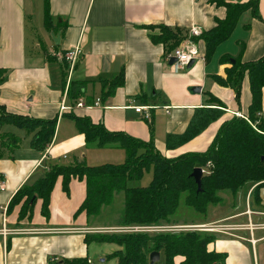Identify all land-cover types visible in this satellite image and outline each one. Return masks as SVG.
<instances>
[{
	"label": "crops",
	"instance_id": "0c3cea01",
	"mask_svg": "<svg viewBox=\"0 0 264 264\" xmlns=\"http://www.w3.org/2000/svg\"><path fill=\"white\" fill-rule=\"evenodd\" d=\"M247 1L250 0H241ZM45 3L50 27L44 23ZM258 13L264 19V0H258ZM225 16L223 7L208 0H0V69L6 72L0 84V106L10 115L57 119L52 142L44 152L31 147V136L24 130L9 124L2 127V132L18 137L21 144L13 158L0 159V264H61L77 259L96 264L93 258L99 264H117L115 259L106 258L121 250L120 247L86 244L84 239L87 234L102 233L92 230L120 227L91 225L85 214L74 216L86 196L84 180L72 178L66 194L62 177L57 178L50 194L48 218L41 213L40 199L35 201L30 218L19 219L21 205L7 210L8 204L22 186L32 184L42 175L44 161L63 165L84 161L88 166H98V159L124 162V150L87 148L84 136L69 116L87 117L107 131L121 132L144 142L152 140L155 149L169 159L205 152L222 124L233 117L245 118L251 101L247 77L241 84L239 103L233 89L220 86L215 78L224 79L225 70L231 67V63L221 61L223 58L232 61L239 58L241 63H249L264 56L263 21L254 18L250 11L245 12L231 36L208 61L200 39V58L189 70L178 73L166 62L165 47L152 42L147 29L164 26L179 30L184 38L190 27H199L205 33ZM76 44L81 47L82 56L71 74L67 70L63 79L64 62L60 56ZM121 75L122 86L103 99L102 81ZM72 82H84L83 97L76 100L68 97ZM195 88L199 92H194ZM210 96L225 105L224 114L191 141L168 150L165 146L168 136L183 134L197 109L213 107ZM81 100L85 108L68 110ZM135 107H149V119L137 114ZM261 116H264V88ZM144 175L149 176L150 182V171ZM255 186L231 196L230 205L222 200V208L210 206L202 215L208 220L181 225L238 226L228 233H214L216 238L207 249L225 254V264H264V187L259 189L256 201ZM249 222L258 227L250 231ZM182 260L175 257L174 264ZM161 262L160 255L155 264Z\"/></svg>",
	"mask_w": 264,
	"mask_h": 264
},
{
	"label": "trees",
	"instance_id": "16d2710c",
	"mask_svg": "<svg viewBox=\"0 0 264 264\" xmlns=\"http://www.w3.org/2000/svg\"><path fill=\"white\" fill-rule=\"evenodd\" d=\"M210 4L223 7L226 16L217 20L213 29L203 33L204 58L208 61L216 48L232 34L239 18L245 12L264 22L258 13V0L242 3L241 0H208ZM48 4L44 5V23L51 26ZM152 42L165 47L170 54L183 40L179 30L164 26H148ZM154 30H158L153 34ZM196 40V39H195ZM231 63L225 70L226 77H216L222 87H231L236 103L240 101L241 84L248 79L251 101L245 118L233 117L222 124L210 146L202 153H186L177 158L163 157L152 140L144 142L121 132L107 131L101 124H93L87 117L69 116L80 134L84 136L87 148H114L125 152L121 164H102L88 166L84 161L70 165L44 161L42 175L32 184L22 186L12 197L7 210L21 205L19 219L30 218L37 199L42 201L41 213L48 218L50 194L58 177H62V189L68 194L72 178L84 180L86 196L74 216L85 214L87 222L93 224L131 227L161 226L175 224L176 213L182 201L186 208L197 214L205 215L210 206L222 202L221 194L230 193L235 197L247 185H256L253 196L258 201V191L264 187V116H261L262 89L264 88V56L259 60L241 63L239 58L221 59ZM62 78L67 75V66L61 67ZM0 69V84L6 78ZM123 76L102 81V97L109 98L122 86ZM84 82H72L68 97L76 100L84 96ZM213 107L197 109L193 118L181 135L166 138L168 150L181 147L191 141L223 114L225 105L210 96ZM91 102H88L90 104ZM5 124L24 130L31 136V147L44 152L51 144L57 119L37 120L15 116L3 112L0 106V159L13 158V153L21 140L2 132ZM202 168L205 173L201 179V190L191 173ZM146 171L151 179L146 188L131 187L130 183L139 182ZM119 198V199H117ZM214 233L186 231L179 233H101L87 234L85 243L114 244L121 250L109 255L106 260L117 264H149V255L157 252L162 256L161 264H174L175 257H182L180 264H225L226 255L209 251L208 245L215 240ZM61 264H88L87 259L63 261Z\"/></svg>",
	"mask_w": 264,
	"mask_h": 264
},
{
	"label": "built area",
	"instance_id": "2783aa9c",
	"mask_svg": "<svg viewBox=\"0 0 264 264\" xmlns=\"http://www.w3.org/2000/svg\"><path fill=\"white\" fill-rule=\"evenodd\" d=\"M203 31L201 28L192 26L186 32L185 37L181 41V43L170 53L165 56L166 62L169 63L171 58L175 59V62L170 65L172 71L174 73L181 72L185 70L186 66L189 64L191 60H198L200 58V51L198 48V42L203 35ZM196 39V40H195ZM82 56L81 47L76 44L72 48L68 49L66 52L61 54L60 59L67 65L68 75L71 74L75 65L79 61ZM69 78V76H68ZM99 102V100H97ZM86 104L81 100L76 105L69 107L68 110H74L77 108H85ZM149 107H135L134 111L137 114H141L145 119H149ZM243 118V117H242ZM203 174L205 170L202 169ZM247 215H250V212H247ZM249 230L252 228H256L258 226L250 225L248 223ZM263 227V226H261ZM238 226H224L220 224H210V225H166V226H131V227H120V228H112L106 230H92L91 232H111V233H179L186 231H200L207 233H228L230 229H238ZM252 244L255 241L250 240ZM88 264H91L90 261H87Z\"/></svg>",
	"mask_w": 264,
	"mask_h": 264
},
{
	"label": "rangeland",
	"instance_id": "374dc122",
	"mask_svg": "<svg viewBox=\"0 0 264 264\" xmlns=\"http://www.w3.org/2000/svg\"><path fill=\"white\" fill-rule=\"evenodd\" d=\"M12 130H15V129H12ZM24 133V131H21ZM101 152H109V151H101ZM118 156H119V153H117ZM123 154V153H122ZM108 161V162H106ZM123 160L121 159H114V158H108V160H101V159H98L97 160V165H100L102 163H112V164H120L122 163ZM145 176V175H144ZM149 185V176H146V177H143L141 181L139 182H134V183H130L129 186H137V187H142V188H146L147 186ZM251 184H247L245 186H243L241 189H240V193H243ZM221 197H222V200H227V203L226 205H230L231 204V201H232V198H231V194L230 193H222L221 194ZM225 202V201H224ZM216 207V205H214ZM218 208H222L223 207V204H219L217 205ZM209 209V207H208ZM207 209V210H208ZM217 209V208H216ZM228 212V211H227ZM177 220V222H174L175 224H172V225H181L182 223H186V222H193L195 220L197 221H204V220H208L207 216H202V215H199L197 213H195L194 211H192L191 209L189 208H186L182 201L180 203V206L177 210V213H176V217H175ZM166 225H171V224H164L162 223L161 226H166ZM187 225H193V224H187ZM94 262L96 264H99V260L96 259V258H93ZM158 264H161V263H158Z\"/></svg>",
	"mask_w": 264,
	"mask_h": 264
},
{
	"label": "water",
	"instance_id": "95a60500",
	"mask_svg": "<svg viewBox=\"0 0 264 264\" xmlns=\"http://www.w3.org/2000/svg\"><path fill=\"white\" fill-rule=\"evenodd\" d=\"M56 39L58 40L59 39V36L56 37ZM56 44H58L57 41H54ZM175 62V59L174 58H171V60L169 61V65H172L173 63ZM232 63H234L233 61H231ZM195 63V60H191L189 62V64L186 66V70H189L193 64ZM199 88H195L193 89L194 92H199ZM191 176L192 178L194 179L195 183H196V186H197V191L199 192L201 190V179H202V176H203V172H202V168H195L193 170V172L191 173ZM159 253L157 252H152L150 253L149 255V264H155L157 262H159Z\"/></svg>",
	"mask_w": 264,
	"mask_h": 264
}]
</instances>
